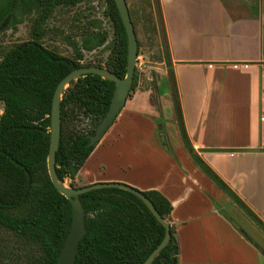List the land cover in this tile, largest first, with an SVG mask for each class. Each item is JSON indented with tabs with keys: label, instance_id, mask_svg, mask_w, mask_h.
Segmentation results:
<instances>
[{
	"label": "crops",
	"instance_id": "crops-1",
	"mask_svg": "<svg viewBox=\"0 0 264 264\" xmlns=\"http://www.w3.org/2000/svg\"><path fill=\"white\" fill-rule=\"evenodd\" d=\"M160 5L189 139L264 222V0ZM150 96H136L132 106L133 97L128 99L89 157V172L99 161L102 173L89 185L117 182L166 197L179 264H264V234L194 163L178 119L159 124ZM109 153L115 170L104 159Z\"/></svg>",
	"mask_w": 264,
	"mask_h": 264
},
{
	"label": "trees",
	"instance_id": "trees-1",
	"mask_svg": "<svg viewBox=\"0 0 264 264\" xmlns=\"http://www.w3.org/2000/svg\"><path fill=\"white\" fill-rule=\"evenodd\" d=\"M85 1L0 0V29L4 26L16 28L33 12L39 13L32 40L14 46L0 62V102L4 104L0 116V264H57L72 224V205L55 188L48 171L52 103L59 83L80 67L105 68L121 78L127 74L128 38L114 0H107L106 14L114 26V38L109 44L111 53L105 65L82 64L84 51H97L109 41V34L100 21L85 32L80 44L73 45L74 58L59 55L42 43L44 28L59 7L76 6ZM148 4L151 11L147 23L156 35L160 28L164 32V58L173 81L178 124L187 152L202 172L264 234V222L193 147L181 112L160 0H156L155 7L150 0ZM130 15L136 26L133 13ZM137 82L135 74L131 93ZM114 91V82L98 75H87L73 81L64 92L61 140L56 154V169L61 181H74L95 150L97 145L89 146L90 137L95 135L108 112ZM77 112L91 120L88 131L75 124ZM159 134L162 145L167 147L160 130ZM143 193L171 227L169 244L152 264H179L180 247L176 227L171 222V202L157 191ZM80 201L85 209L86 234L75 264H144L165 238V227L141 199L128 191L97 189L82 194Z\"/></svg>",
	"mask_w": 264,
	"mask_h": 264
},
{
	"label": "rangeland",
	"instance_id": "rangeland-1",
	"mask_svg": "<svg viewBox=\"0 0 264 264\" xmlns=\"http://www.w3.org/2000/svg\"><path fill=\"white\" fill-rule=\"evenodd\" d=\"M126 1L130 12L133 13L134 19L137 21L135 30L139 43V55L137 58L138 65L136 68L138 82L136 89L131 93V97H133L132 101L131 103L130 101H127V104L130 103V106H132L133 99L136 96L150 93V97L153 100H151L153 103L151 111L157 117L161 115L158 118V122L163 126L167 121L176 120L179 116L178 107L176 106L175 101H173L174 98L172 99L171 97L170 99H167L166 96V92L169 90V88L167 89L166 87L167 83H169L173 95V81L169 76L168 67L164 58V48L162 46L164 32L163 29L160 28L159 34L156 35L153 32L152 27L147 23V16L151 11L148 0ZM150 1L155 7L156 0ZM108 7L109 4L107 0H92L91 2L87 0L76 6L59 7L48 20L44 28V38L42 43L48 49L59 55L74 58L75 52L73 45L80 44L85 32L92 30L95 22L100 21L102 22V27L109 34V41L106 46L97 51H84L82 64L85 66H87V64L105 65L111 53V46L109 44L114 38L113 23L106 14ZM154 13L158 16L156 9L154 10ZM38 14L39 13L36 11L33 12L26 18L23 24L18 25L16 28H8L7 26H4L0 29V62L5 53L14 46L32 40L33 26L39 16ZM166 78L167 80H165ZM163 94L165 95L162 96ZM139 99L140 98H138V100ZM3 109L4 104L3 102H0V116L3 114ZM75 124L81 127V129L88 131L91 127V120L89 117L77 112ZM161 130L163 131V128ZM165 141L167 140L165 139ZM109 154L110 155L107 154L104 159H106V162L109 164L107 167L111 170H115L117 164L116 157L111 153ZM90 166L91 170L89 172L88 159L77 178L74 181L66 179L65 183L69 186L71 185L73 188L89 186L90 178L102 176V173L96 168V166H99V161H93ZM108 173H111V171L109 170Z\"/></svg>",
	"mask_w": 264,
	"mask_h": 264
},
{
	"label": "water",
	"instance_id": "water-1",
	"mask_svg": "<svg viewBox=\"0 0 264 264\" xmlns=\"http://www.w3.org/2000/svg\"><path fill=\"white\" fill-rule=\"evenodd\" d=\"M114 1L119 10L128 38V63L126 76L121 78L113 72L101 67H80L69 73L59 83L53 98L50 128L51 145L48 156V171L55 188L70 201L73 209L72 224L61 254L58 258L57 264H75L80 248V243L86 234L85 209L80 201V196L97 189L118 188L134 194L145 203L151 213L156 217L158 222L165 227V238L151 253L144 264H152L160 255V253L167 247L172 236L170 223L162 218L153 203L142 191L129 185L117 182L95 183L82 188H73L71 185L69 186L65 183L66 180L61 181L57 174L56 154L60 147L62 130L61 102L64 92L71 85V83L87 75H98L103 79H107L115 83V91L110 104V108L105 117L98 125L95 135L90 137L89 146L98 145L107 131L113 126V124L125 108L134 85L136 68L138 65V38L135 26L131 19L127 1Z\"/></svg>",
	"mask_w": 264,
	"mask_h": 264
}]
</instances>
